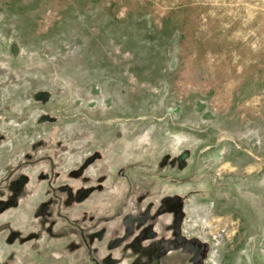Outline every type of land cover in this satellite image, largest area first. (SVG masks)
Here are the masks:
<instances>
[{
	"label": "rangeland",
	"instance_id": "374dc122",
	"mask_svg": "<svg viewBox=\"0 0 264 264\" xmlns=\"http://www.w3.org/2000/svg\"><path fill=\"white\" fill-rule=\"evenodd\" d=\"M110 244L264 264V0H0V264Z\"/></svg>",
	"mask_w": 264,
	"mask_h": 264
},
{
	"label": "crops",
	"instance_id": "0c3cea01",
	"mask_svg": "<svg viewBox=\"0 0 264 264\" xmlns=\"http://www.w3.org/2000/svg\"><path fill=\"white\" fill-rule=\"evenodd\" d=\"M171 200H176V202H178V206H173L171 204ZM146 215L147 214H145L144 216ZM146 217H149L154 222H156V220L158 219H163V217H166L169 220V223L167 224L169 225L167 226L169 229L174 228L176 223H179L180 225L184 224L187 221L186 220L187 214H186L184 207L182 209V195L174 194V195L167 196L163 200L161 208L159 207L155 211L154 214L152 215L148 214ZM145 240H143V242ZM107 248H108V254L103 259L104 260L109 259L111 264H126L124 260H129L128 264H154L155 263V258L152 256L145 257L143 254H136V253L129 254V255L122 254V251L120 249H116V247L111 244ZM137 250L140 251L141 253H145L144 249H142L140 246L138 249H136V251ZM173 258H175L174 264H176L177 262L178 264H198L202 262V260H197L194 257H190V256L189 257H185V256L175 257L174 256ZM100 263H103V260L100 261Z\"/></svg>",
	"mask_w": 264,
	"mask_h": 264
},
{
	"label": "built area",
	"instance_id": "2783aa9c",
	"mask_svg": "<svg viewBox=\"0 0 264 264\" xmlns=\"http://www.w3.org/2000/svg\"><path fill=\"white\" fill-rule=\"evenodd\" d=\"M145 235V232H142L141 234H140V237H143ZM154 237V234H153V232H149V238H153Z\"/></svg>",
	"mask_w": 264,
	"mask_h": 264
}]
</instances>
